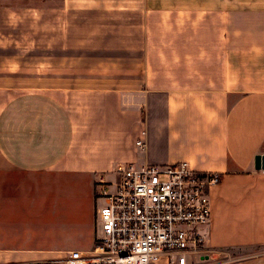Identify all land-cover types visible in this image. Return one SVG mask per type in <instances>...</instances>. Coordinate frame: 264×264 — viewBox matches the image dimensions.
<instances>
[{"label":"crops","instance_id":"0c3cea01","mask_svg":"<svg viewBox=\"0 0 264 264\" xmlns=\"http://www.w3.org/2000/svg\"><path fill=\"white\" fill-rule=\"evenodd\" d=\"M256 156L264 0H0V264L90 249L81 208L67 219L46 182L84 179L93 193L127 163L217 173L203 248L264 245Z\"/></svg>","mask_w":264,"mask_h":264},{"label":"built area","instance_id":"2783aa9c","mask_svg":"<svg viewBox=\"0 0 264 264\" xmlns=\"http://www.w3.org/2000/svg\"><path fill=\"white\" fill-rule=\"evenodd\" d=\"M135 146L144 147L143 137ZM214 172L185 161L117 165L110 180L94 183L97 227L87 250H70L62 264H189L203 249L200 225L210 217Z\"/></svg>","mask_w":264,"mask_h":264},{"label":"rangeland","instance_id":"374dc122","mask_svg":"<svg viewBox=\"0 0 264 264\" xmlns=\"http://www.w3.org/2000/svg\"><path fill=\"white\" fill-rule=\"evenodd\" d=\"M154 59V55L152 56ZM95 57H89L85 60V65H91L96 62ZM104 179L109 177L102 176ZM36 186V185H35ZM33 186L34 188H36ZM45 202L48 204L57 205L60 211H65L66 218L67 214L70 213L71 207L78 205L83 213V220L86 227L91 226L93 231V239L95 230L97 227V217L95 214V208L102 204L101 200L94 199L93 193L86 186V181L80 179V182L71 181H53L48 180L45 185ZM35 192V191H34ZM33 192V193H34ZM203 225H200L201 228ZM264 252V245L254 246H226V247H214L210 249H202L197 257L194 255L187 256V260L193 258V264H227L238 259L262 253ZM188 260V261H189Z\"/></svg>","mask_w":264,"mask_h":264},{"label":"water","instance_id":"95a60500","mask_svg":"<svg viewBox=\"0 0 264 264\" xmlns=\"http://www.w3.org/2000/svg\"><path fill=\"white\" fill-rule=\"evenodd\" d=\"M255 166L256 168H264V156H256Z\"/></svg>","mask_w":264,"mask_h":264}]
</instances>
